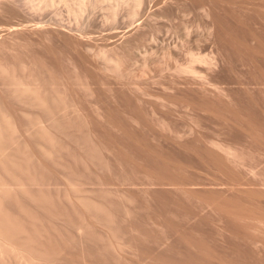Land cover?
<instances>
[{
	"label": "rangeland",
	"instance_id": "1",
	"mask_svg": "<svg viewBox=\"0 0 264 264\" xmlns=\"http://www.w3.org/2000/svg\"><path fill=\"white\" fill-rule=\"evenodd\" d=\"M0 1V64L30 70L43 101L13 92L0 74V124L35 171L22 175L44 184L30 193L43 203L49 194L50 215L64 218L33 195L35 207L20 191L10 201H27L49 229L54 264H264V0H143L137 10L121 0L113 21L108 2L77 15L73 0ZM99 49L117 70H104ZM189 50L216 57L217 68L191 65L226 95H204L176 71L190 64ZM170 95L206 98L207 111L171 108Z\"/></svg>",
	"mask_w": 264,
	"mask_h": 264
},
{
	"label": "bare ground",
	"instance_id": "2",
	"mask_svg": "<svg viewBox=\"0 0 264 264\" xmlns=\"http://www.w3.org/2000/svg\"><path fill=\"white\" fill-rule=\"evenodd\" d=\"M14 1V0H13ZM34 1H36V6L37 7H42V8H44V7H49V6H52V4H54V0H24V2L23 3H25V5L27 6V5H31V7L33 6L31 3H33ZM62 4H65L66 3V0H59ZM68 1H70V0H68ZM74 1V3H72V5H74V6H72L71 5V7L73 8V7H75V5H76V8H77V15H82V13H84V12H86V11H88V9L87 8H89L90 10H92V9H96L98 6H100V4L101 3H103V2H108V5L110 6V8H109V13L112 15V21L114 20V16L117 14V6H118V4L120 3V5H122L121 4V0H73ZM73 1H71V2H73ZM125 1H129V0H125ZM124 1V2H125ZM131 1V0H130ZM133 1V7H135L134 9H138V7L140 6V5H142V1L143 0H132ZM131 1V2H132ZM1 2V1H0ZM123 2V0H122V3H124ZM22 3V4H23ZM126 3V2H125ZM130 3V2H129ZM166 3V2H165ZM69 4H71V3H69ZM68 4V5H69ZM67 5V4H66ZM107 5V6H108ZM70 6V5H69ZM108 6V7H109ZM124 6V5H123ZM143 6V5H142ZM0 7H2V6H0ZM29 7V6H28ZM65 7V6H64ZM68 7V6H67ZM101 7V6H100ZM119 7V10H120V7H122V6H118ZM16 8V7H15ZM146 8V7H145ZM140 9V8H139ZM142 9V8H141ZM68 10H70L71 11V9H69L68 8ZM67 10V11H68ZM86 10V11H85ZM136 10L134 11V13H133V15H132V17L133 16H136L138 13L136 12ZM201 10V9H200ZM43 11V10H42ZM72 11H73V9H72ZM74 11H75V8H74ZM75 11V12H76ZM201 11H203L204 13L206 12L205 11V9H202ZM223 11V10H222ZM69 12V11H68ZM178 12V11H177ZM203 12H201V13H203ZM74 13V12H73ZM72 13V14H73ZM150 13V12H149ZM203 13V14H204ZM70 14V13H69ZM75 14V13H74ZM209 14V13H208ZM57 15V14H56ZM152 15H154V14H152ZM191 15V14H190ZM186 16V15H185ZM137 17V16H136ZM179 19V18H178ZM195 19V18H194ZM208 19V18H207ZM158 20V19H157ZM161 20V19H160ZM253 20V19H252ZM204 21V20H203ZM28 22V21H27ZM188 22V21H187ZM50 24V23H49ZM243 24V23H242ZM251 24V23H250ZM8 25V24H7ZM198 25V24H197ZM13 26H15V25H13ZM13 26H12V28H13ZM9 28V27H8ZM20 28V27H19ZM27 28V27H26ZM63 28V27H62ZM72 28V27H71ZM187 28V27H186ZM258 28V27H257ZM41 29V28H40ZM13 30V29H12ZM16 30V29H15ZM21 30V29H20ZM179 30V29H178ZM187 30V29H186ZM190 30V29H189ZM34 31V30H33ZM74 32V31H73ZM76 32V31H75ZM185 32H187V31H185ZM49 33V32H48ZM81 33V32H80ZM151 35V34H150ZM254 35V34H253ZM51 36V35H50ZM52 37V36H51ZM149 37V36H148ZM166 37V36H165ZM153 38V37H152ZM176 38H177V36H176ZM255 39V38H254ZM157 40V39H156ZM191 40V39H190ZM144 41H145V39H144ZM153 42L155 41L154 39L152 40ZM177 41H179L181 44L184 42V40L182 39V37H178V40ZM157 42H158V40H157ZM173 42V41H172ZM155 43V42H154ZM153 43V44H154ZM179 43V44H180ZM177 45H178V43H176ZM175 44V45H176ZM175 45H173V47H175ZM183 45V44H182ZM155 46H157L156 44H155ZM181 46V45H180ZM166 47H168V46H166ZM169 47H171V46H169ZM177 47V46H176ZM175 47V48H176ZM173 48L174 50H177L178 48ZM90 49V48H89ZM92 49V48H91ZM165 49V48H164ZM171 49V48H170ZM88 50V49H87ZM102 50V49H101ZM152 50V48L150 49V51ZM174 50H172V51H174ZM90 52H92V50H89ZM94 51V50H93ZM99 51V53L97 54V52H96V54H97V56L99 57V59H102V61H104V62H102V64H106L107 65V68L105 69L104 68V70H106V71H109L110 72V70H109V68L111 69V67H115V65H116V69L115 70H117V68H119V67H117V63H116V59H114V57L112 56H110V53L108 52V51H100V49L98 50ZM155 51V50H154ZM153 51V52H154ZM171 51V50H170ZM170 51H168V52H166V53H164V55H166V56H171V54H170ZM108 52V53H107ZM188 53V55H189V58H190V60H189V63L190 64H188V66L186 67H182V68H180L181 66H179V67H177L176 68V71H178V72H180V74H182V73H184V74H188L187 76H189L190 75V77H192L193 78V80H194V83L196 84V85H199V87H200V90H199V92H201L202 94H204V95H207V93H209V92H211L212 94H214V95H218V94H221V95H226L225 94V90L223 89V88H221V83H219L218 81H216V80H214L213 78H211V75H207L206 73H204V72H202V71H199V70H196L195 68H194V66L192 67V65L191 64H194V63H199V64H203V63H205V65L207 66H209V68H215V66H216V68H217V63L215 62V59H216V57H215V59H214V57L213 56H211V57H203L202 55H200V54H193V52L192 51H187ZM92 54V53H91ZM95 54V53H94ZM95 54V55H96ZM93 56V57H95V59L97 58V56ZM114 55V54H113ZM117 55V54H116ZM172 56H173V54H172ZM165 57V56H164ZM168 57V58H169ZM172 58V57H171ZM209 58V59H208ZM98 59V58H97ZM98 59V60H99ZM116 60L115 62H114V60ZM119 59V58H118ZM100 62H101V60H100ZM4 65V64H3ZM3 65H1L0 64V74H1V77H3V78H5V80H6V82H5V84L7 83V85L9 86V87H11L12 89H13V92H18V93H20V95H30V96H33L32 98L34 99V101H36V103H37V105H38V101L40 100V102L42 101L41 100V98H40V94L39 93H36V95H37V97H35L36 95H35V93H33V92H35L36 90H37V92H38V84H37V81L34 79V76L33 75H31L32 73H28L27 72V70H26V72L25 71H23L24 70V68L23 69H20V70H22V72L21 71H19L20 73H17V71H16V69H13L12 70V68L10 69H7V68H3ZM6 65V64H5ZM103 65V66H104ZM105 65V66H106ZM7 66V65H6ZM25 66V65H24ZM111 66V67H110ZM119 66V65H118ZM120 66H121V64H120ZM123 66V65H122ZM260 66V65H259ZM27 67V66H26ZM261 67V66H260ZM263 68V67H262ZM31 69V68H30ZM113 70H114V68H112ZM103 70V69H102ZM120 70V69H119ZM214 70V69H213ZM259 70H261V69H259ZM122 71V70H121ZM210 71H212V70H210ZM263 71V70H262ZM262 71H260V73L262 72ZM32 72V71H31ZM259 72V71H258ZM263 74H264V72H263ZM263 74H260V75H263ZM32 78V79H31ZM36 78V77H35ZM38 79V78H37ZM248 82V81H247ZM186 83H189V82H185V85H186ZM255 83V82H254ZM40 84V83H39ZM187 85H191L190 83L189 84H187ZM186 85V86H187ZM52 86V85H51ZM57 86V85H56ZM175 86V85H174ZM6 87V86H5ZM8 87V88H9ZM169 87V86H168ZM168 87H167V89H168ZM11 88H9V89H11ZM41 88V87H40ZM39 88V89H40ZM54 88H56V87H54ZM170 88H172V87H169V91L171 90ZM189 88V87H188ZM188 88H186V89H184V90H186L187 91V89ZM164 89H165V87H164ZM173 89V88H172ZM175 89V88H174ZM180 90V89H179ZM178 89L176 90V91H179ZM183 90V92H186V91H184ZM41 92H42V90H40ZM46 91V90H45ZM165 91H166V89H165ZM173 91V90H172ZM189 91L191 92V94L194 92V91H192V89L190 90L189 89ZM31 93V94H30ZM169 93V92H168ZM173 93H175L174 91H173ZM177 93V92H176ZM189 93V92H188ZM32 94H34V95H32ZM186 94H187V92H186ZM24 95V96H25ZM28 95V96H29ZM171 95H173V94H171ZM170 95V96H171ZM203 95V97L205 98L206 96H204ZM221 95H218V96H221ZM39 96V97H38ZM176 96V95H175ZM175 96L173 97V96H171V97H173V98H175ZM184 96V95H183ZM171 97H169V98H171ZM177 97V96H176ZM201 99H203L201 96H199ZM37 98H39L38 100H37ZM162 98V97H161ZM169 98H167L166 99V101L169 103V101L170 100H172V99H169ZM185 98V97H184ZM22 99V98H21ZM33 99H32V101H33ZM44 99V98H43ZM160 99V97L158 98V100ZM176 100H174V101H172V102H170L169 104V107L171 106V108H174V107H182V108H185L186 110H189V111H192V112H194L195 110L196 111H199V110H201V111H207V107L205 108V105H203L202 103L203 102H205L206 103V98L204 99V101H202V102H197V100H195V101H190V100H186V99H181V96L179 97V99H177V98H175ZM164 98H163V100L161 101L162 103H164ZM169 100V101H168ZM165 101V103H164V105L166 104H168L167 102ZM43 102V101H42ZM34 103V102H33ZM45 103V102H44ZM220 103L222 104V102L220 101ZM40 104V103H39ZM225 104V103H224ZM223 104V105H224ZM41 105V104H40ZM42 105H44L43 103H42ZM46 105V104H45ZM228 105V104H227ZM231 105V104H230ZM35 106V105H34ZM232 106V105H231ZM40 107V106H39ZM223 107V106H222ZM226 107V108H225ZM228 107V108H227ZM233 107V106H232ZM230 107V109L232 110H234L235 108L233 107ZM41 108H42V106H41ZM43 109V108H42ZM175 109V108H174ZM224 109H228L229 110V105L228 106H224ZM48 109H46V111H47ZM233 110L231 111L233 114H231V116H232V118H234V119H237L238 118V116H239V114H238V112L237 111H235L234 110V112H233ZM51 111V110H50ZM230 111V110H229ZM230 113V112H229ZM79 114V113H78ZM61 116V115H60ZM241 116V115H240ZM53 118V117H52ZM231 118V117H230ZM66 119V118H65ZM225 119V118H224ZM223 119V120H224ZM232 120V119H231ZM53 122V121H52ZM8 123V122H7ZM40 123L41 122H39V121H36L35 122V124H34V126L37 128V129H41V130H43V123L40 125ZM9 124V123H8ZM7 124V125H8ZM8 126H10V125H8ZM33 127V126H32ZM34 127V128H35ZM4 129H5V131H6V128L5 127H3V129H2V127H1V124H0V264H54L55 262L53 261L52 262V259L54 258H56L55 256L57 255V251H58V248H57V246H54L55 248H53V247H50V248H52V249H50L49 248V246L50 245H53L52 243H55V241L54 242H52L51 241V239H50V236H49V240H48V238H47V236H48V234H47V236H46V232H45V230L43 229V228H45L44 227V225H36L35 224V222L37 221L36 219L37 218H35L36 216H34L33 214H34V211L32 210V207L29 205H27L28 206V208L30 207L31 208V210H28L25 206V204L26 203H24V202H27V201H30L31 202V199L30 198H28L30 195H33L32 196V198H34V200H36L35 202L37 203V205H39V203L37 202V201H42L40 204H42L43 206H44V204H45V211L47 212H49V210H51V209H49L48 210V208H49V206H48V208H47V204L48 203H50V201H47L48 199H49V194L47 195L48 196V198L46 199V197L44 196H42L43 197V199L44 200H46L47 201V203H46V201H44V203H43V200L42 199H39V200H37L39 197H41V195H39V196H34V193H32L33 191H35V189L30 193V190L32 189L30 186H35V187H38V186H40V185H44V184H36V181L35 180H37V174L36 173H34L35 171L32 169L33 167H30L31 166V164H29V167H25V166H27V161H25L24 159H27L28 160V158H26V157H24V156H22V158H24V159H21V160H23V161H25V163L26 164H24V162L23 161H19L20 159L19 158H17L18 156L16 155V153L18 152V150H16V148H15V150H14V148H13V150L11 149L12 147H10L9 146V144L11 143V137H13L12 138V140L14 139L15 140V138H14V136H13V134H14V132H11L12 134H10V133H4ZM45 130L47 131V128H45ZM34 131H36V130H34ZM46 131H40V132H42L43 134H41V135H46ZM8 132H10L9 131V129H8ZM39 132V131H38ZM5 134H10V135H8V136H11V137H7V135H5ZM48 134V133H47ZM45 135L43 136V137H45ZM48 136V135H47ZM46 136V137H47ZM5 137H7L8 139H9V143H7L6 141L8 140H6V138ZM48 137H50V136H48ZM45 139V138H44ZM43 139V140H44ZM48 140H50V139H48ZM16 141V140H15ZM46 141V140H45ZM12 142H14V141H12ZM50 142V141H49ZM14 144H15V142H14ZM18 145V144H17ZM16 145V146H17ZM214 145H217V144H215L214 143ZM11 146H12V144H11ZM18 147H19V145H18ZM216 147H218V146H216ZM221 147V146H220ZM220 147H218V148H220ZM24 148V147H23ZM227 148V147H226ZM18 149V148H17ZM21 149V147H19V150ZM41 149H43V148H41ZM221 149V148H220ZM228 149V148H227ZM25 150V149H24ZM224 149H222V151H223ZM10 151V152H9ZM13 151V152H12ZM16 153H15V152ZM21 151V150H20ZM46 151V150H45ZM226 151V150H225ZM231 151V149L229 148L228 149V152H230ZM23 151H21V153H22ZM13 153L17 156H15V155H13ZM225 153V152H224ZM227 153V152H226ZM231 153V152H230ZM230 153H228V155H230L231 156V154ZM233 153V152H232ZM18 154H20L19 152H18ZM25 154V152L23 153V155ZM26 154H27V151H26ZM234 155V154H233ZM21 156V155H20ZM27 157H28V155H26ZM30 160V159H29ZM21 163H23L25 166V168L22 166L23 164H21ZM29 163H31V161H29ZM32 166H34V165H32ZM26 168H30V169H32V171H34V172H32L33 174L32 175H36V179L35 180H33V178H35L34 176H30V174H29V176L28 177H26L27 175H28V173L30 172L31 173V170L30 171H28V170H25ZM35 169V168H34ZM20 173V175H19V173ZM27 172V175L26 174H24L25 175V177H26V181L27 180H29L28 182H26V184L24 183L25 182V180H24V182H22L21 181V179L23 178H25L22 174L23 173H26ZM17 174H18V176H17ZM5 175H7V178H5L6 176ZM39 175V174H38ZM5 176V177H4ZM23 176V177H22ZM41 176V175H40ZM20 177V178H19ZM22 177V178H21ZM41 178V177H40ZM42 179V178H41ZM10 180V182H8ZM31 180H33L35 183L34 184H36V185H34L33 183H29ZM43 180V179H42ZM38 181V180H37ZM45 181V180H44ZM40 183H41V181H39ZM43 182V181H42ZM27 183H29L30 185H28ZM32 184V185H31ZM46 184V183H45ZM70 185V184H69ZM27 186H29L31 189L29 190L28 188L29 187H27ZM42 186L40 187V189L42 188ZM44 187V186H43ZM28 189V190H27ZM42 190V194L44 195V190L43 189H41ZM15 191V192H14ZM18 191H20L21 192V195H22V193H26L27 195L26 196H24V197H27L29 200H27V201H24V200H22V201H24L23 203H24V205L22 206V204H21V202H19L18 204L17 203H14V204H17L18 206V212H20V214H18V212H17V210H16V212H13V210L15 209V208H17V207H15V208H13V210L12 209H10V207L9 206H12V205H14L13 204V202H11L10 200H12L14 197H15V193H17ZM29 191V192H28ZM37 192H38V190H37ZM29 193V194H28ZM41 193V191L39 190V193L38 194H40ZM47 193V192H46ZM45 193V194H46ZM18 195V197H19V194L20 193H17ZM23 194V195H24ZM16 196V197H17ZM15 197V198H16ZM18 197H17V199H18ZM20 197H22V196H20ZM19 197V198H20ZM38 197V198H37ZM26 198V199H27ZM37 198V199H36ZM17 199H13L12 201H14V200H17ZM69 199H71V197H69ZM50 200V199H49ZM54 200V199H53ZM18 201H20L19 199L17 200V202ZM9 202V203H8ZM14 202H16V201H14ZM29 202V203H30ZM80 202H82V201H80ZM10 203H12V205H10ZM32 204H33V206L36 204H34V202H33V199H32V202H31ZM54 203V202H53ZM70 203H71V201H70ZM6 204H8V205H6ZM41 205V206H42ZM50 205H52V203H50ZM53 205H55V204H53ZM77 205V204H76ZM14 206H16V205H14ZM42 206V207H43ZM25 207V208H24ZM35 207V206H34ZM40 207V206H39ZM38 207V208H39ZM41 207V209L44 211V208H42ZM55 207V206H54ZM54 207H51L50 206V208H52V209H55ZM27 209V210H26ZM36 210H37V208H36ZM41 210V211H42ZM42 211V212H43ZM45 211H44V213H45ZM33 212V213H32ZM48 212H47V214H48ZM56 213H58L57 211H55ZM15 213H17V215L15 214ZM31 213V214H30ZM36 214V213H35ZM50 214H54L53 212H49V216L50 217H55L56 218V216H58V218L60 217L59 215V213H58V215H56V216H51ZM37 216H38V213L36 214ZM64 216V215H63ZM58 218H56V219H58ZM61 218V217H60ZM62 218H64V217H62ZM61 218V219H62ZM39 219V218H38ZM40 221H41V219H39ZM66 220V219H65ZM43 221V220H42ZM39 222V221H38ZM45 221H43V223H44ZM49 222V221H48ZM81 221H79L78 223H80ZM38 224H40V222L38 223ZM46 224V223H45ZM71 224V223H70ZM72 225V224H71ZM77 225V224H76ZM76 225H74V226H76ZM79 226H77L76 228H75V232L76 233H78V234H80V235H83V234H81V231L83 232V226H82V224H81V226H80V224H78ZM41 226V229L42 230H44L43 232H42V230H39L38 229V227H40ZM52 226V225H51ZM43 227V228H42ZM70 227V226H69ZM83 227V228H82ZM45 229H47V228H45ZM68 229V228H67ZM72 229V228H71ZM48 231H49V229H47ZM86 232V231H85ZM85 232H83L84 234H85ZM48 233V232H47ZM52 233V232H51ZM56 235H57V233H55ZM77 234V235H78ZM51 235V234H50ZM62 235H63V233H62ZM62 235H60L59 234V237L60 236H62ZM72 235V234H71ZM53 235H51V237H52ZM75 236V235H74ZM54 237V239L56 238L55 236H53ZM58 236H57V238H59ZM56 238V239H57ZM62 239H64V237L62 238ZM47 240H48V243H49V241H50V244H48L47 243ZM59 240V239H58ZM59 241H61V240H59ZM52 242V243H51ZM63 242V241H62ZM61 242V243H62ZM66 242V241H65ZM56 244V243H55ZM54 244V245H55ZM59 244L60 243H58V246H59ZM49 245V246H48ZM63 246V245H62ZM86 246V245H85ZM82 247V246H81ZM57 251H56V250ZM61 248H59V250H60ZM55 251V252H54ZM59 252V251H58ZM62 252V251H61ZM60 252V253H61ZM64 252V251H63ZM54 253H56V255L54 254ZM53 254V255H52ZM65 254V253H64ZM55 255V256H54ZM54 256V257H53ZM58 256H61L60 254H58ZM53 257V258H52ZM58 258V257H57ZM56 258V259H57ZM49 261H51V262H49Z\"/></svg>",
	"mask_w": 264,
	"mask_h": 264
}]
</instances>
